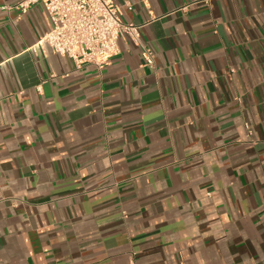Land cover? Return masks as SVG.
Instances as JSON below:
<instances>
[{
	"label": "crops",
	"instance_id": "crops-1",
	"mask_svg": "<svg viewBox=\"0 0 264 264\" xmlns=\"http://www.w3.org/2000/svg\"><path fill=\"white\" fill-rule=\"evenodd\" d=\"M0 0V264H264V0H114L102 66ZM142 45L155 52L145 66Z\"/></svg>",
	"mask_w": 264,
	"mask_h": 264
},
{
	"label": "built area",
	"instance_id": "built-area-1",
	"mask_svg": "<svg viewBox=\"0 0 264 264\" xmlns=\"http://www.w3.org/2000/svg\"><path fill=\"white\" fill-rule=\"evenodd\" d=\"M41 3L52 26L38 41L55 52L69 57L77 68L85 63L102 66L119 53V41L129 37L140 41V26L123 21L122 12L114 0H20L16 5L22 13ZM145 66H153L155 52L142 45Z\"/></svg>",
	"mask_w": 264,
	"mask_h": 264
}]
</instances>
